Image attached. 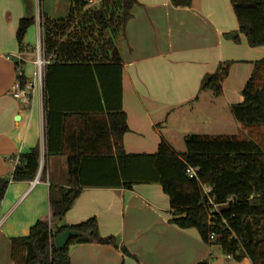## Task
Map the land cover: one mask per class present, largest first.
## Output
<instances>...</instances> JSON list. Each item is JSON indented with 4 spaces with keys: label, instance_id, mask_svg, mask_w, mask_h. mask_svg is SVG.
I'll return each mask as SVG.
<instances>
[{
    "label": "crops",
    "instance_id": "obj_1",
    "mask_svg": "<svg viewBox=\"0 0 264 264\" xmlns=\"http://www.w3.org/2000/svg\"><path fill=\"white\" fill-rule=\"evenodd\" d=\"M136 1L115 36L110 29L82 25V18H69L68 11L41 17L36 0H0V178L11 177L20 155L37 146L41 172L35 185L38 173L33 181L10 184L0 204V264L25 263L26 251L12 240L27 237L37 221L49 217L51 187H68L67 158L47 155L44 86L35 76L46 31L58 33L47 58L55 127L63 115L121 108L129 128L124 150L143 156L156 154L163 142L182 154L176 149L187 136L227 135L223 127L233 124L231 108L243 103L241 92L253 63L264 59V47L251 48L244 35L240 44L225 38L239 30L230 0H193L190 7H174L171 0ZM90 3L87 9L97 8ZM24 18L35 23L21 51L16 36ZM114 50L123 61L120 74L111 66ZM231 61L222 96L200 92L203 78ZM21 71L30 87L28 103L13 96ZM117 165L116 159L84 162L86 186L64 223L76 226L96 218L100 236L115 238L119 249L74 245L70 264H197L210 258L211 264H253L249 258L225 256L220 247L214 251L196 229L171 224L170 200L162 187L140 183L126 190ZM122 246L130 255L121 252Z\"/></svg>",
    "mask_w": 264,
    "mask_h": 264
},
{
    "label": "trees",
    "instance_id": "obj_2",
    "mask_svg": "<svg viewBox=\"0 0 264 264\" xmlns=\"http://www.w3.org/2000/svg\"><path fill=\"white\" fill-rule=\"evenodd\" d=\"M72 1L74 6L78 5L77 11L71 8L67 17L78 14L82 25L100 28L101 32L110 29L115 36L125 27L137 4L136 0H104L100 7L87 9L89 0ZM192 1L171 0V3L174 7H190ZM230 2L239 30L226 34L225 38L240 44V35H244L251 48L264 47V0ZM34 23V18L19 22L16 38L21 51ZM57 36L58 33L46 31V58L57 45ZM112 60L111 66L120 74L123 61L117 50L113 51ZM234 63H221L215 73L206 75L200 92L211 91L215 97L222 96L223 84ZM253 65L252 75L241 92L243 103L231 108L238 123L236 135H189L185 138V153L176 154L163 142L156 154L143 156L127 155L124 150L123 138L129 128L121 108L110 113L63 115L60 127H55L51 66L47 65L44 74L47 155L67 158L69 180L68 187H51L49 217L37 221L27 237L12 240L26 251L24 264H70V247L74 245L100 244L119 249L115 238L100 236L96 218L76 226L64 223L66 214L86 186L82 168L91 159H116L123 176L122 187L126 190L140 183L159 184L170 200L171 224L183 230L196 229L205 244L219 246L225 256L235 261L249 258L253 264H264V59ZM17 81L23 89L28 85L23 71L18 73ZM39 167V146L20 155L11 177L0 178V204L10 184L33 181ZM188 167L199 169L198 179L187 176ZM202 185L212 187L216 204L228 203L220 214L215 213L213 226ZM67 231L79 232L81 236L57 250L55 239ZM212 235L217 239L211 240ZM120 249L124 255H130L126 247ZM211 262L210 258L197 264Z\"/></svg>",
    "mask_w": 264,
    "mask_h": 264
},
{
    "label": "built area",
    "instance_id": "obj_3",
    "mask_svg": "<svg viewBox=\"0 0 264 264\" xmlns=\"http://www.w3.org/2000/svg\"><path fill=\"white\" fill-rule=\"evenodd\" d=\"M104 0H92V5H100L101 2ZM39 53H40V48H39ZM49 64V60L46 58L45 53H44V59L42 60L40 55H38L37 57V61H36V66H37V73H36V79L37 81H40V84H42V82H44V75L43 72L45 74V68L46 66ZM30 87L27 86L25 89L21 88L20 83L17 81L13 87V96L16 99H20L23 102H29L30 101V93H29ZM17 162H19V158L17 159ZM40 173H38L35 181L33 182V185H35L40 177ZM187 176L190 178H196L198 179V173H199V169L198 168H193V167H188L186 170ZM202 189L204 191V194L208 200V208H209V222L210 225L213 226L214 225V221H215V213H219L221 212V210L223 208H226L228 206V203L223 204V205H219L215 203V197L212 195L213 189L210 186H206V185H202ZM232 200V199H231ZM230 200V201H231ZM224 223L226 224V221H224ZM217 239V237H215L214 235L211 236V240H215Z\"/></svg>",
    "mask_w": 264,
    "mask_h": 264
},
{
    "label": "rangeland",
    "instance_id": "obj_4",
    "mask_svg": "<svg viewBox=\"0 0 264 264\" xmlns=\"http://www.w3.org/2000/svg\"><path fill=\"white\" fill-rule=\"evenodd\" d=\"M74 3L72 0H36V4L38 6V14L39 16H53L55 14H63L64 12L68 11L73 8V10L77 11L78 5L74 6ZM91 5L90 0L88 2V5ZM93 7H98V6H93ZM100 7V6H99ZM75 16H78L76 14ZM40 55L41 59H44V49L40 48V53H39V48L37 49V57ZM254 64V63H253ZM44 75V72H43ZM39 84L40 81L38 80ZM41 86H44V82L40 84ZM233 119V124L229 125L230 122L223 127L222 130L226 132L227 135H236L238 133V123ZM218 136V135H217ZM178 152H186V147L185 144L181 145V147H177L176 149ZM214 251H219V246L215 245L214 246Z\"/></svg>",
    "mask_w": 264,
    "mask_h": 264
},
{
    "label": "water",
    "instance_id": "obj_5",
    "mask_svg": "<svg viewBox=\"0 0 264 264\" xmlns=\"http://www.w3.org/2000/svg\"><path fill=\"white\" fill-rule=\"evenodd\" d=\"M81 234L76 231H67L55 239V247L57 250L64 249L72 239L79 238Z\"/></svg>",
    "mask_w": 264,
    "mask_h": 264
}]
</instances>
